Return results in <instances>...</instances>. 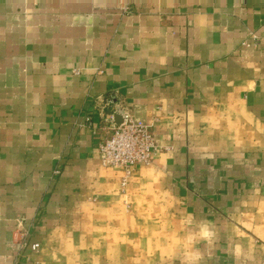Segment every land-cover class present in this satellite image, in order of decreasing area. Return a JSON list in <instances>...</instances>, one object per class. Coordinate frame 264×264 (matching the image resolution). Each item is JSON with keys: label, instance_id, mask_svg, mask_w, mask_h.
I'll use <instances>...</instances> for the list:
<instances>
[{"label": "crops", "instance_id": "1", "mask_svg": "<svg viewBox=\"0 0 264 264\" xmlns=\"http://www.w3.org/2000/svg\"><path fill=\"white\" fill-rule=\"evenodd\" d=\"M108 97L159 148L124 188ZM0 264H264V0H0Z\"/></svg>", "mask_w": 264, "mask_h": 264}, {"label": "built area", "instance_id": "2", "mask_svg": "<svg viewBox=\"0 0 264 264\" xmlns=\"http://www.w3.org/2000/svg\"><path fill=\"white\" fill-rule=\"evenodd\" d=\"M100 112L102 119L99 125H94L91 115L85 117L84 124L99 137L97 149L101 165L122 170L121 188H124L137 167L153 162L159 148L151 127L135 118L128 109L115 107L110 97L102 101ZM116 114L120 117L119 123L115 121ZM17 233L23 250L27 246V232L18 230ZM38 248V243L30 245L31 252Z\"/></svg>", "mask_w": 264, "mask_h": 264}, {"label": "rangeland", "instance_id": "3", "mask_svg": "<svg viewBox=\"0 0 264 264\" xmlns=\"http://www.w3.org/2000/svg\"><path fill=\"white\" fill-rule=\"evenodd\" d=\"M18 234V233H17ZM17 246H18V251H21V247L19 246V236H18V241L16 242Z\"/></svg>", "mask_w": 264, "mask_h": 264}, {"label": "water", "instance_id": "4", "mask_svg": "<svg viewBox=\"0 0 264 264\" xmlns=\"http://www.w3.org/2000/svg\"><path fill=\"white\" fill-rule=\"evenodd\" d=\"M115 121H116L117 123L120 122V117H119L118 115L115 116Z\"/></svg>", "mask_w": 264, "mask_h": 264}]
</instances>
